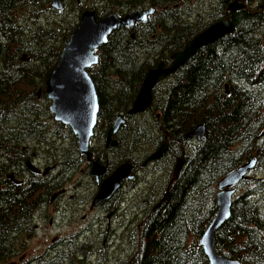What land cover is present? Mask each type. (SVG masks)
<instances>
[{
    "label": "trees",
    "instance_id": "1",
    "mask_svg": "<svg viewBox=\"0 0 264 264\" xmlns=\"http://www.w3.org/2000/svg\"><path fill=\"white\" fill-rule=\"evenodd\" d=\"M209 1L216 9L194 15L193 7L206 0H63L60 11L48 0H0V264L26 253L35 216L52 193L66 190L80 171L89 179L74 137L52 121L43 95L64 40L84 11L98 20L147 9L146 22L114 31L87 70L98 100L92 159L105 167L104 176L128 162L144 180L136 190L134 181L126 183L137 193L135 206L118 190L106 211L120 207L130 221L117 240L93 229L21 264H207L199 239L217 209L216 185L252 158L254 168L234 188L214 248L228 260L264 264V0H244L245 10L234 13L225 11L232 0ZM226 18L232 35L201 48L154 87L150 108L127 116L147 71L168 64L186 42ZM117 115L124 124L112 137L116 145L105 146ZM199 125L203 137L187 138ZM163 143V156L141 167ZM35 160L54 170L45 178L30 174L25 162Z\"/></svg>",
    "mask_w": 264,
    "mask_h": 264
},
{
    "label": "water",
    "instance_id": "2",
    "mask_svg": "<svg viewBox=\"0 0 264 264\" xmlns=\"http://www.w3.org/2000/svg\"><path fill=\"white\" fill-rule=\"evenodd\" d=\"M48 1L51 10L60 11L62 9L63 0ZM242 10H245L243 0H233L225 9L227 13ZM151 15V9L135 10L123 16L109 14L97 20L94 11H84L80 15L73 32L64 40L57 64L44 83L43 95L48 102V114L52 117L54 123L69 129L75 139L76 151L84 158V162L89 165V177L97 186L90 202V209L98 208L102 203L108 201L124 182L135 178V173L133 166L126 162L118 165L108 176H104L105 167L92 159L89 147L96 125L98 100L87 70L97 64L95 51L105 45L107 38L114 31L119 28L130 30L135 25H142ZM232 33L233 25L227 18L214 22L186 42L180 52L171 55L168 64L159 63L155 68L147 71L131 108L127 112V116L132 117L145 112L150 108L151 93L157 84L177 72L201 48L211 45L225 36H230ZM39 94L38 91L36 93L37 98ZM123 124L122 116L117 115L105 133V145L109 144L110 147L116 145L112 137ZM203 135L204 127L199 125L189 132L186 137L198 141ZM262 136H264V128L260 133V137ZM165 150L166 144L163 143L143 161L141 167L157 162L163 156ZM180 165L181 162L177 160L175 174H177ZM254 165L255 159H249L246 163L221 178L216 185L215 200L217 209L199 239V246L207 260V264H242L234 260H228L215 251L214 234L229 218L234 188L239 182L246 179ZM25 168L33 175L39 173L30 162L25 163ZM47 171L44 170L41 175H45ZM6 179L15 185H19V182L15 181L12 175H7Z\"/></svg>",
    "mask_w": 264,
    "mask_h": 264
},
{
    "label": "rangeland",
    "instance_id": "3",
    "mask_svg": "<svg viewBox=\"0 0 264 264\" xmlns=\"http://www.w3.org/2000/svg\"><path fill=\"white\" fill-rule=\"evenodd\" d=\"M77 3H79V0ZM212 3H213L212 1L206 0V3H204V5L201 8H199L196 5L192 9L193 10L192 14L194 15H198L199 13L206 14L205 11L208 12L210 8H212V10L216 9V7L212 5ZM253 7L254 6H252V8ZM208 13H211V12L209 11ZM148 165H151V164H147L146 166ZM147 171L149 172V170ZM134 173L136 177L133 180L134 182L131 187L136 185V187L133 189V190H136V188L138 187V184L144 182V180L141 182L140 174H138L135 171ZM154 177L156 178L158 177V175L155 174L153 178ZM149 178L150 177L146 176L145 182H148ZM72 180L73 181L71 183H66L65 186L67 189L63 191V195L61 196V199H60L63 201L62 205L63 207L65 206V209H66L65 211L68 213V215L64 217L63 214H61V216H58L57 219L55 220L54 213H53L54 207L48 202L47 206L44 207V210L43 211L40 210L37 213L38 215L36 214L37 216H35V220L33 221V224H32L33 234L27 240V243H26V246H27L26 253L23 256H20L18 259L11 261L12 263L10 264H21V260H27L33 256H36L46 251L49 248H52V247L57 248L58 247L57 241H63V239L68 238V237H73V236L75 237L76 234L79 232L80 234L83 235L84 233L81 232V229L85 228L88 222L94 221V220L97 221V219L102 217L98 210L96 211L93 210L92 212L87 211L88 202H86L85 199H84V202H86V205L84 207L77 209V204H81V200H82L81 196H83L82 195L83 190L79 189L77 186L79 185L82 186L81 185V182H82L83 188L84 187L88 188L87 192L89 193V195H91V193H93L95 190V186L93 185L90 178L86 180V177L81 172L80 174L79 173L74 174ZM135 180H137L138 183H136ZM133 190H128L126 185L122 187V192L124 193L123 198H126L128 196L130 200L131 208H132V205L135 206L136 203H138L136 202L137 193H133L134 192ZM76 191H78L79 193H75ZM54 194L56 193L55 192L52 193L50 197H52ZM129 194H131V196H129ZM70 196L72 197V199H69ZM60 212H62V209ZM72 213H73V216H72ZM120 213H125L123 214V219H127V210L120 211ZM83 215L86 217H85V221L82 222L80 218ZM131 215H132V211H131ZM108 217L109 215L104 217V220L106 222H108ZM102 225H104V222H102ZM93 229L94 230L97 229L99 230V232H103V226H95L93 227ZM118 232L119 231H117V234Z\"/></svg>",
    "mask_w": 264,
    "mask_h": 264
},
{
    "label": "flooded vegetation",
    "instance_id": "4",
    "mask_svg": "<svg viewBox=\"0 0 264 264\" xmlns=\"http://www.w3.org/2000/svg\"><path fill=\"white\" fill-rule=\"evenodd\" d=\"M76 2H78V0H76ZM243 2H244V0H243ZM204 5V3L203 2H199L198 4H197V6L199 7V8H201L202 6ZM202 10V9H201ZM203 11H205V10H203ZM39 97H40V94H39ZM38 97V98H39ZM109 145V144H108ZM105 146H107V145H105ZM28 162V161H27ZM26 163V162H25ZM38 171H39V173H38V175H34V176H40L41 178H45L46 176H48V173H49V171H51V170H54V167H49V168H44V166H43V164H41L40 162H38L37 160H35V161H33L32 163H31ZM26 169V168H25ZM44 170H48L47 172H46V174L45 175H41L42 174V172H44ZM81 173V171L79 172V174ZM31 174V173H30ZM33 175V174H32ZM86 180H88V178L86 177ZM19 182V185L21 186V184H22V182H21V180L20 181H18ZM81 185L82 186H77L79 189H81V190H83L82 192H83V196H81V204H77V209H79V208H81V207H84L85 205H86V202H88V212H92L93 210H98L99 212H100V215L102 216L101 218H99V219H97V221H90V222H88V224H87V226L85 227V228H83V229H81V232L82 233H84L83 235L82 234H80V232L79 233H77L76 234V238L77 239H79L80 240V238H82V237H87L88 236V233H90V232H92V230H93V227H95V226H103L102 225V222H104V228H103V232H104V235H109V241H111V238H114L115 237V240H117V239H119L118 238V234H117V231H120V230H122L126 225H127V222H128V220L127 219H123V214H125V213H120V210H121V208L119 207V208H117V210H115V211H110V212H108V214H106V211H107V209H109L110 208V206H111V200H112V197L116 194H114L108 201H106V202H104V203H102L98 208H95V209H90V202H91V199H92V197H93V195L94 194H91V195H89V193L87 192V187H84L83 188V183L81 182ZM93 185L96 187V184L93 182ZM124 185H126V183H123L122 185H121V187H120V189H119V194H124L123 192H122V187L124 186ZM80 190V191H81ZM75 193H79L78 191H76ZM63 195V192H56V194H54L52 197H50L49 198V203L54 207L53 208V213H54V218H55V220L57 219V217L58 216H61V214H63V216L65 217V216H67L68 215V213L65 211L66 209H65V206L63 207V205H62V200H60L61 199V196ZM69 199H72V197L70 196L69 197ZM84 199L86 200V202H84ZM57 200V201H56ZM89 200H90V202H89ZM124 201H126V198H124ZM57 202V203H56ZM61 209H62V212H60L61 211ZM42 211L44 210V209H41ZM38 215V214H37ZM36 215V216H37ZM109 215V217H108V222H106L105 220H104V217L105 216H108ZM72 216H73V213H72ZM85 217L86 216H82L81 218H80V220L83 222V221H85ZM126 218V217H125ZM130 221V220H129ZM106 222V223H105ZM101 223V224H100ZM129 223V222H128ZM113 228H115V229H113ZM105 229V230H104ZM119 233V232H118ZM86 234V235H85ZM117 234V235H116ZM57 244H61V242L60 241H57Z\"/></svg>",
    "mask_w": 264,
    "mask_h": 264
},
{
    "label": "bare ground",
    "instance_id": "5",
    "mask_svg": "<svg viewBox=\"0 0 264 264\" xmlns=\"http://www.w3.org/2000/svg\"><path fill=\"white\" fill-rule=\"evenodd\" d=\"M171 77V76H170ZM169 178V177H168Z\"/></svg>",
    "mask_w": 264,
    "mask_h": 264
}]
</instances>
